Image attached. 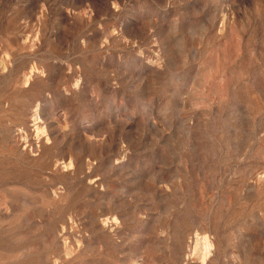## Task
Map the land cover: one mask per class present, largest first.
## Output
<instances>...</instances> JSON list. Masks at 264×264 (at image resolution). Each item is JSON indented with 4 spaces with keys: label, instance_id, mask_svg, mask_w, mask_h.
Here are the masks:
<instances>
[{
    "label": "rangeland",
    "instance_id": "374dc122",
    "mask_svg": "<svg viewBox=\"0 0 264 264\" xmlns=\"http://www.w3.org/2000/svg\"><path fill=\"white\" fill-rule=\"evenodd\" d=\"M0 264H264V0H0Z\"/></svg>",
    "mask_w": 264,
    "mask_h": 264
},
{
    "label": "bare ground",
    "instance_id": "6f19581e",
    "mask_svg": "<svg viewBox=\"0 0 264 264\" xmlns=\"http://www.w3.org/2000/svg\"><path fill=\"white\" fill-rule=\"evenodd\" d=\"M203 239V238H202ZM198 241V240H197ZM199 244V243H198ZM202 245H201V247H202V256L203 257H205L206 256V254L208 253V248H209V243L206 241V240H204V242L203 243H201ZM199 249H200V245H199V247H198ZM197 248V249H198ZM201 252V251H200ZM202 256H201V258H202ZM203 260V259H202Z\"/></svg>",
    "mask_w": 264,
    "mask_h": 264
}]
</instances>
